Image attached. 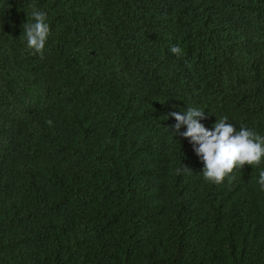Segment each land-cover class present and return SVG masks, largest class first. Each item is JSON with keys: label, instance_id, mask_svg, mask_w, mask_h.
Wrapping results in <instances>:
<instances>
[{"label": "trees", "instance_id": "trees-1", "mask_svg": "<svg viewBox=\"0 0 264 264\" xmlns=\"http://www.w3.org/2000/svg\"><path fill=\"white\" fill-rule=\"evenodd\" d=\"M189 107L264 148V0H0V264H264V155L206 181Z\"/></svg>", "mask_w": 264, "mask_h": 264}, {"label": "clouds", "instance_id": "clouds-1", "mask_svg": "<svg viewBox=\"0 0 264 264\" xmlns=\"http://www.w3.org/2000/svg\"><path fill=\"white\" fill-rule=\"evenodd\" d=\"M32 22L23 25L27 36L28 47L35 53L43 55L46 38L49 35V25L46 23L47 14L35 8L32 13ZM170 51L175 55H181L182 49L174 45ZM177 123L174 125L176 136L190 138L194 151L204 162L203 175L206 181L219 183L224 180L226 174L232 173L239 164H259L264 148L259 142L262 138L250 129L241 127L236 131L227 117L217 120L214 130H207L199 121L205 118V111L189 107L183 114L171 112ZM51 125V121H48ZM186 125L187 131L180 132V128ZM199 145L198 147H195ZM184 170H191L184 165ZM179 174V169L177 170ZM232 177H229L231 180ZM261 181L264 182V173H261Z\"/></svg>", "mask_w": 264, "mask_h": 264}]
</instances>
